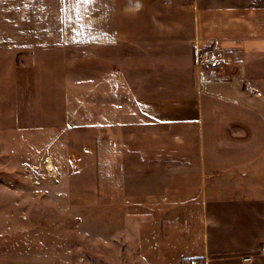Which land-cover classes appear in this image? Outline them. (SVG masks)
Returning <instances> with one entry per match:
<instances>
[{
	"label": "crops",
	"instance_id": "crops-1",
	"mask_svg": "<svg viewBox=\"0 0 264 264\" xmlns=\"http://www.w3.org/2000/svg\"><path fill=\"white\" fill-rule=\"evenodd\" d=\"M30 48L95 60V126L128 130L146 264H264V180L240 183L246 152L217 174L210 147L264 145V0H0V53ZM212 48L224 69L197 64Z\"/></svg>",
	"mask_w": 264,
	"mask_h": 264
},
{
	"label": "rangeland",
	"instance_id": "rangeland-1",
	"mask_svg": "<svg viewBox=\"0 0 264 264\" xmlns=\"http://www.w3.org/2000/svg\"><path fill=\"white\" fill-rule=\"evenodd\" d=\"M2 51L0 264H146L125 212L139 180L122 144L128 130L95 126V81L85 74L95 60L81 48L71 49L70 61L61 49ZM210 147L220 175L229 156L246 152L234 167L240 183L264 163L256 159L261 144ZM260 173L249 181L264 180Z\"/></svg>",
	"mask_w": 264,
	"mask_h": 264
},
{
	"label": "built area",
	"instance_id": "built-area-1",
	"mask_svg": "<svg viewBox=\"0 0 264 264\" xmlns=\"http://www.w3.org/2000/svg\"><path fill=\"white\" fill-rule=\"evenodd\" d=\"M223 62L224 61L218 52L213 48L212 50L206 49L202 52H199L197 55V64L206 69H224L225 63ZM250 259L251 257L247 256V258L245 257L243 260L248 263L251 261Z\"/></svg>",
	"mask_w": 264,
	"mask_h": 264
}]
</instances>
